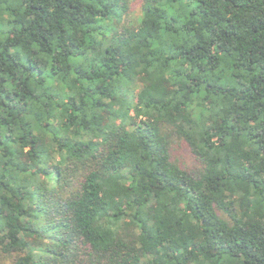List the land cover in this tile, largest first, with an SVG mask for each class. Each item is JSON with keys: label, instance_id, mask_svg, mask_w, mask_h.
Masks as SVG:
<instances>
[{"label": "trees", "instance_id": "obj_1", "mask_svg": "<svg viewBox=\"0 0 264 264\" xmlns=\"http://www.w3.org/2000/svg\"><path fill=\"white\" fill-rule=\"evenodd\" d=\"M0 0V264H264V0Z\"/></svg>", "mask_w": 264, "mask_h": 264}, {"label": "rangeland", "instance_id": "obj_2", "mask_svg": "<svg viewBox=\"0 0 264 264\" xmlns=\"http://www.w3.org/2000/svg\"><path fill=\"white\" fill-rule=\"evenodd\" d=\"M141 2L140 0H132V5H131V13L129 16V22L132 24L138 23L139 18L141 17Z\"/></svg>", "mask_w": 264, "mask_h": 264}]
</instances>
